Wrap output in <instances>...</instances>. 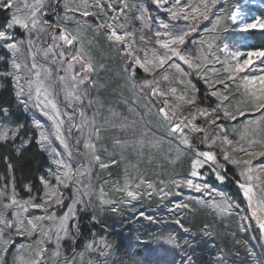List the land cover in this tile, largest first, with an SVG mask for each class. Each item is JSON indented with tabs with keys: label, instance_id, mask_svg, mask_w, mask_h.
I'll return each instance as SVG.
<instances>
[{
	"label": "snow or ice",
	"instance_id": "1",
	"mask_svg": "<svg viewBox=\"0 0 264 264\" xmlns=\"http://www.w3.org/2000/svg\"><path fill=\"white\" fill-rule=\"evenodd\" d=\"M61 4L63 15L58 10ZM151 4L167 19L153 17L142 3L132 0H23L22 7L18 0H0V9L12 10L10 22L0 28V44L10 53V70L0 76L10 77L15 85L17 106L37 110L47 122L34 115L37 136L22 134L23 125L7 122L10 106L0 105V143L19 138V152L35 139L55 166L39 177L40 187L23 185L26 198L16 189L11 162L7 177L0 174V264H107L88 258L91 253L109 255L111 244L106 237L93 236L71 257L62 249L65 239L76 243L80 234L77 213L92 208L93 197L98 210L119 213L118 204L153 196L164 201L181 194L176 190L187 188L200 196L175 203L170 209L173 218L163 223L196 235L182 222L196 211L195 206L211 209L222 218L236 216L239 208L232 197L208 182L209 175L220 184L231 180L237 186L250 211V215H239V220H254L264 235V48L245 50L221 42L220 36L228 29L225 21L233 31L248 33L264 31V19H246L240 6L229 11L228 0H151ZM133 12H138L133 18L140 22L139 29L129 27ZM50 13L55 14L54 21L46 18ZM89 17L95 22L90 23ZM68 21H75L76 27ZM177 21L184 23H173ZM205 21L211 26L201 28ZM17 27L24 38L15 36ZM84 28L101 36L122 61L126 83L143 94L145 114H154L156 126L171 138L167 142L175 159L190 158L183 178L161 180L157 187L139 176L133 183L125 171L122 184L117 181L108 190L103 185L93 188L95 168L110 169L119 163L114 158L117 151L123 159L129 146L139 151L145 141L113 135L112 151L101 143L105 139L101 133L108 128L126 130L135 121L105 120L98 125L97 111L89 115L88 109L101 106L90 93L105 87L101 73L110 71V65L86 46ZM194 79L203 83L202 94ZM163 142L162 137L150 141L153 148ZM101 152L107 155L102 158ZM229 165L234 167L232 176ZM85 176L87 184L82 179ZM70 186L75 192L65 204L63 190ZM113 192L122 194L119 201ZM140 215L155 222L151 216ZM239 229L244 231L245 225L240 223ZM199 234L212 236L210 225L203 224ZM15 237L30 242L18 244L10 253ZM166 242L178 249L192 246L190 240L182 244L174 235ZM186 264H195L191 255L186 256ZM216 264H224L222 255H217Z\"/></svg>",
	"mask_w": 264,
	"mask_h": 264
},
{
	"label": "rangeland",
	"instance_id": "2",
	"mask_svg": "<svg viewBox=\"0 0 264 264\" xmlns=\"http://www.w3.org/2000/svg\"><path fill=\"white\" fill-rule=\"evenodd\" d=\"M18 2L22 7L23 0H18ZM76 2H79V0H76ZM132 3H142L153 17L167 19V15L164 12L158 11L155 6L151 4V0H132ZM219 6L220 5H218V7ZM236 6H240L243 9V11L246 13V19L248 20L253 18L264 19V13L253 12L254 8L263 10V6L259 0H238ZM218 7L217 9H220ZM58 10L60 14L63 15L62 4L58 6ZM0 11L8 17V21L10 22L12 10L0 9ZM217 14H219V11ZM135 15H138V12L129 14V27L139 29L140 22L133 18ZM46 18L50 21H54L55 14L50 13V15ZM77 18L80 19L79 16H77ZM87 19L90 23L95 22L91 17ZM67 23L70 27H76L75 21H68ZM173 23L183 24L184 22L177 21ZM224 23L228 24V29L220 33L222 38L221 42L237 44L245 50L251 48L252 46L248 36L249 33L262 32L260 30H250L248 33H239L238 31L232 30V25L230 22L225 21ZM205 25L211 26V22L205 21L201 25V28H203ZM153 31H155V24H153ZM16 32H18V34H16ZM84 34L86 46L91 48V51L97 56L98 59H101L102 62H106L110 65V71L107 73H101V83H103L105 87L101 88L99 92L94 89L90 93V98H98L99 104L101 106L97 109L94 105L93 108L88 109L89 115L93 111H97L96 119L98 121V125L104 123L105 120H111L117 124L121 122L131 124L133 121H135L132 127L126 130H121L119 128H108L107 131L101 133V135L105 138L101 143L108 146L109 151H112L110 137L113 135H119L130 140H139L142 138L145 141L143 148L139 151L134 149L132 146H129L123 152V159H121V155L119 151H117L114 158L118 160L119 163L110 169L100 170L95 168L91 179L93 188L98 189L101 185H103L105 189L108 190L111 188V185L117 181L122 184L125 171H127L129 179L133 183L138 182L137 177L139 176L140 178L145 179L146 182H152L156 184L157 187H159V182L161 180L167 182L171 179L183 178L188 172L190 158L185 157L183 159L176 160L175 152L169 151L170 146L167 141L171 138L167 137L166 133L156 126L154 122L157 118L154 114H145L143 105L146 103V101L144 96L140 93L139 89H132L131 86L126 83L124 79L126 74L122 71V61L118 56H116L114 50L108 47L107 42L104 41L101 36L94 35L91 29L84 28ZM145 34L150 35L147 30H145ZM137 35H139V32H137ZM15 36L24 38L25 33L23 30L17 27L15 29ZM195 38H198V34ZM88 41H93V45H88ZM0 50H4V52L8 54L10 70V53L5 47H3L2 44H0ZM0 77L3 79H9L11 81L10 77ZM1 80L0 89L2 88ZM194 83H196L197 87L200 88L202 94L204 89L203 83L196 81L195 79ZM12 85L15 95V85L13 83ZM14 110L24 113L29 117L30 123L28 126L23 125L24 127L22 129V134L26 133L29 136H37L32 125L34 115L35 118L40 119L42 123H47L35 109L25 111L22 107L16 105ZM113 112H115L117 115L113 116ZM7 122L13 125L17 124L10 116L7 117ZM154 137H162L164 139V142L157 148H153L150 143ZM19 142V138L15 142L9 141V143H11L15 149ZM81 151H83L82 147ZM43 152L46 154L48 159L49 166L45 172L48 174L49 171L54 169L55 166L52 164L49 154L46 151ZM100 154L102 158L107 155L103 152ZM256 163H258V161H256ZM228 168L229 176L234 175V167L229 165ZM82 179L84 180L85 184L89 183L87 176L82 177ZM208 182L220 192L232 197V199L235 200V202L239 205V208L236 209L237 215L232 217L222 218L220 216L214 215L211 209L200 208L199 206H195L196 211L194 213L184 217L182 222L185 224V226H187L188 222H193V220L200 215L205 214L210 217L212 220L210 223H207L210 225V230L213 232V235L210 237L200 235L199 232L201 228L196 230L198 226H195L193 229V232L197 234L189 235L188 233L181 231L178 226L172 223H163V221H170L173 218V213L170 211V209L174 207L175 203L187 201L189 197L198 198L200 196V194L195 193L187 188L176 190L181 194L173 195L164 201H160L158 197L153 196L150 199L147 197H142L140 200L133 201L130 204H118L117 206L120 209L119 213L98 210L97 201L95 197H93V207L84 211H78L77 213L79 217V227L81 224L80 217L82 215H84L83 218L89 216L91 219L93 216H95V220L92 219V221L98 222V225L102 231V235L103 237H106L107 241L111 244V248L109 250V255L106 257H100L96 253H91L89 254L88 258L97 261H107V264H124V262L126 264H164V262L165 264H186L187 255H191L194 261V252L198 248L199 241L203 240L204 247L208 250L207 255L210 256L209 258L212 261V264H216L217 255H222L224 257V264H264V237H260L259 228L256 226L254 220L249 219L242 222L239 220V215L241 214L250 215V211L247 209L246 201L241 195L240 201L237 199V197L232 196L231 192L226 189L227 183L220 184L215 180L214 176L209 175ZM229 182H231V180ZM233 185L237 190V186L234 183ZM63 191L66 197L65 203L69 204L71 202L73 193L75 192V188L70 186L68 189H64ZM141 191H143V188ZM111 195L114 199L119 201L122 194L113 192ZM79 207L80 206H78V209ZM63 210L66 211V208ZM141 212L144 213V215L151 216L155 219L154 223L159 227L157 232H150V225L153 223L144 220V218L140 215ZM201 218H199V220H201ZM202 220L203 223L201 222V226L205 224L203 218ZM240 223L245 225L244 231L239 229ZM249 224L251 227H248ZM173 227L176 228L177 239L182 244L185 239L190 240L192 242L191 247L184 245L182 248L178 249L166 242L168 236L173 235L171 234ZM145 233L147 234V238L144 247L142 248V258H137V262H134L133 259L130 258L131 262H129L127 259H125L128 255L124 256V254L126 253L127 246L129 247V250L136 248V246H134L136 241L133 239L132 235L136 238L139 234L144 235ZM93 236H95L96 239L100 238V235L96 233ZM128 236L131 238H127ZM36 238L38 237H33V239ZM79 239L80 234L77 237L75 244H73L68 239L62 241V249L65 255L71 257L74 252L78 253L83 250V247L80 248L78 246ZM92 239L93 237H91V240ZM15 241L16 243L9 250L10 253L14 251L18 244L30 242L26 237H15ZM236 245H239L238 250L240 249V253L233 255L231 254V250L228 251V248L232 249V247ZM48 247L51 248L52 246L48 245ZM162 258H164L166 261H162Z\"/></svg>",
	"mask_w": 264,
	"mask_h": 264
},
{
	"label": "trees",
	"instance_id": "3",
	"mask_svg": "<svg viewBox=\"0 0 264 264\" xmlns=\"http://www.w3.org/2000/svg\"><path fill=\"white\" fill-rule=\"evenodd\" d=\"M264 3V0H262ZM238 3V0H229L227 9L229 11L233 10L234 6H236ZM218 7V6H217ZM219 6L218 8H220ZM255 11L261 12L259 9L254 8ZM264 13V12H262ZM8 17L0 11V28H4L8 21ZM18 34V32H16ZM249 37L253 41V49L256 48H264V31L262 32H250ZM9 56L7 53L4 52V50H0V73H4L9 70V63H8ZM3 79L0 77V80ZM2 88L0 89V105L10 106V117L14 120L17 124H22L24 126H28L29 124V117L23 113H19L18 111L14 110V107L16 106V100L14 95V89L11 81L9 79H3L1 80ZM11 162L14 169V175H15V181H16V189L19 192L20 196L23 198H26V193L23 190L24 184H32L35 187H40L39 185V177L41 175H45L46 169L48 168V159L46 154L40 149L38 144L35 143V139L32 143L28 144L25 148L21 149L19 152L16 151L15 147L7 142V143H0V174L7 177V164ZM184 166V165H183ZM226 189L231 192V195L234 197H237V199L240 201V194L235 189L232 182H228L226 185ZM66 204V203H65ZM198 216V215H197ZM84 215L80 217V239L78 241V246L81 248L83 247V244L86 242H89L91 240V237L93 235L99 234L100 237L102 235V231L100 226L98 225L97 221H92V219L88 216L83 218ZM204 219V223H210L211 218L207 215L203 214L199 217H196V219L193 220V222H188L187 226L191 227L192 229L195 228V226H198L196 230L201 228V222ZM201 218V220H199ZM203 223V222H202ZM115 227V226H114ZM159 230L158 225L153 223L150 225V232H157ZM173 232V233H172ZM171 234L175 236L177 234L176 228L173 227V231ZM180 232V230H179ZM161 236V235H160ZM133 239L136 241L134 243V246L136 248L129 250V247L126 248L125 255H128L125 259H127L129 262L133 259L134 262H137V258H142V248L144 247V244L146 242L147 234L144 235L139 234L138 237H134L132 235ZM260 237H262L260 233ZM131 238V237H127ZM239 245H236L232 247V249L228 248V251L231 250V254L237 255L240 253V249L238 250ZM241 248V247H240ZM207 248L204 247V241L200 240L198 248L194 252V262L195 264H212V261L210 260V256L207 255ZM206 254V256H205ZM208 257V258H207ZM131 258V259H130ZM215 258V257H214ZM209 260V261H208ZM162 261L164 258H162ZM124 264H126L124 262ZM165 264V262H164Z\"/></svg>",
	"mask_w": 264,
	"mask_h": 264
},
{
	"label": "bare ground",
	"instance_id": "4",
	"mask_svg": "<svg viewBox=\"0 0 264 264\" xmlns=\"http://www.w3.org/2000/svg\"><path fill=\"white\" fill-rule=\"evenodd\" d=\"M16 107V106H15ZM20 113V112H19ZM24 114V113H23ZM30 123V122H29ZM29 125V124H28Z\"/></svg>",
	"mask_w": 264,
	"mask_h": 264
}]
</instances>
